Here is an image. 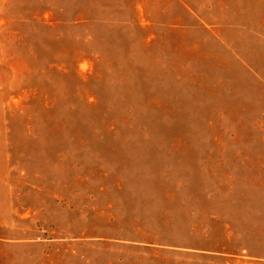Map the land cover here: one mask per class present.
I'll return each mask as SVG.
<instances>
[{"label": "rangeland", "instance_id": "374dc122", "mask_svg": "<svg viewBox=\"0 0 264 264\" xmlns=\"http://www.w3.org/2000/svg\"><path fill=\"white\" fill-rule=\"evenodd\" d=\"M159 222L264 264V0H0V264Z\"/></svg>", "mask_w": 264, "mask_h": 264}, {"label": "trees", "instance_id": "16d2710c", "mask_svg": "<svg viewBox=\"0 0 264 264\" xmlns=\"http://www.w3.org/2000/svg\"><path fill=\"white\" fill-rule=\"evenodd\" d=\"M142 232L144 237L141 239L98 242L101 245L90 243L89 250L101 257L107 256L105 264H167L160 252H174V248L186 249L192 245L183 243L182 239L177 240L175 232L160 222L151 227H142ZM74 251L76 250L73 249L72 252ZM86 254L79 253L86 259L91 258Z\"/></svg>", "mask_w": 264, "mask_h": 264}]
</instances>
